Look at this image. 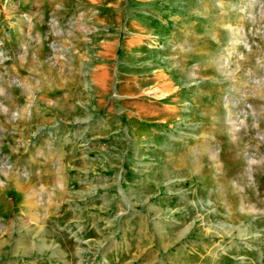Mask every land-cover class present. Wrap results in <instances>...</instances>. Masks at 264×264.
Returning <instances> with one entry per match:
<instances>
[{
	"label": "rangeland",
	"instance_id": "obj_1",
	"mask_svg": "<svg viewBox=\"0 0 264 264\" xmlns=\"http://www.w3.org/2000/svg\"><path fill=\"white\" fill-rule=\"evenodd\" d=\"M0 264H264V0H0Z\"/></svg>",
	"mask_w": 264,
	"mask_h": 264
}]
</instances>
